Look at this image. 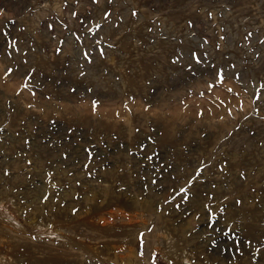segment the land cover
<instances>
[{
	"label": "rangeland",
	"instance_id": "obj_1",
	"mask_svg": "<svg viewBox=\"0 0 264 264\" xmlns=\"http://www.w3.org/2000/svg\"><path fill=\"white\" fill-rule=\"evenodd\" d=\"M0 264H264V0H0Z\"/></svg>",
	"mask_w": 264,
	"mask_h": 264
}]
</instances>
